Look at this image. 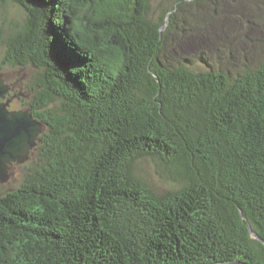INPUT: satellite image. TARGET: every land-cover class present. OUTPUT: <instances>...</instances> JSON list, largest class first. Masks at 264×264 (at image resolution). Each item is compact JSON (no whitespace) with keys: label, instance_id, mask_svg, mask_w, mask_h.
Here are the masks:
<instances>
[{"label":"trees","instance_id":"1","mask_svg":"<svg viewBox=\"0 0 264 264\" xmlns=\"http://www.w3.org/2000/svg\"><path fill=\"white\" fill-rule=\"evenodd\" d=\"M212 1L226 11L207 26L179 24ZM8 2L27 18L0 37L1 63L38 69L25 104L46 131L39 163L0 190V264H264V55L234 76L170 62L232 41L225 0H174L158 19L150 0ZM146 156L180 187L141 178Z\"/></svg>","mask_w":264,"mask_h":264},{"label":"rangeland","instance_id":"2","mask_svg":"<svg viewBox=\"0 0 264 264\" xmlns=\"http://www.w3.org/2000/svg\"><path fill=\"white\" fill-rule=\"evenodd\" d=\"M222 2L223 0H215ZM174 0H150V17L158 19L162 12L171 8ZM231 12L239 17L235 34L231 42L224 44L218 49L209 48L201 43L199 46L192 45L184 55H177L170 61L172 64L183 61L189 57L192 61L189 65L196 70L216 69L228 72L234 76L240 74L244 69L255 68L263 59L264 55V0H225ZM226 8V6H225ZM226 11L223 7L207 2L201 5H188L179 13L178 22L183 24L186 20L194 17L199 20L203 27L207 26L208 20L214 19L219 12ZM27 18V12L19 5L8 2L0 7V37L6 39L16 28L21 27ZM201 21V22H200ZM228 45V46H227ZM6 45L0 47V72L11 85L7 97L12 98L10 109H29L25 104L32 98V90L29 82L38 69L33 65L12 67L2 65L1 61L5 54ZM232 52V54H231ZM203 58H198V55ZM46 131V129H45ZM38 144L31 150L30 158L24 163L17 161L9 164V179L0 182V190L6 193L16 189L22 182L29 168L40 161ZM137 174L146 180L157 192L180 187L178 180L174 179L171 169L156 157L146 156L140 158L136 163Z\"/></svg>","mask_w":264,"mask_h":264},{"label":"water","instance_id":"3","mask_svg":"<svg viewBox=\"0 0 264 264\" xmlns=\"http://www.w3.org/2000/svg\"><path fill=\"white\" fill-rule=\"evenodd\" d=\"M169 16H167V22ZM11 85L0 72V182L9 179L8 167L12 162L24 163L30 158L46 124L36 118L30 109H10L11 97H7ZM255 237L260 238L252 232ZM264 241V240H263ZM198 264H246L241 260H229Z\"/></svg>","mask_w":264,"mask_h":264},{"label":"clouds","instance_id":"4","mask_svg":"<svg viewBox=\"0 0 264 264\" xmlns=\"http://www.w3.org/2000/svg\"><path fill=\"white\" fill-rule=\"evenodd\" d=\"M103 47H105L107 49L108 48V45L107 44H104ZM109 50H111V49H109ZM114 51H116L117 52V55H119V50L118 49L117 50H114Z\"/></svg>","mask_w":264,"mask_h":264}]
</instances>
